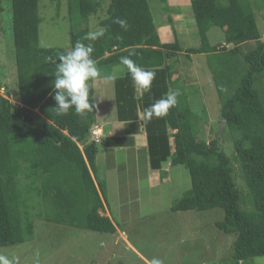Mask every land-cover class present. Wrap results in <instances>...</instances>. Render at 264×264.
Returning a JSON list of instances; mask_svg holds the SVG:
<instances>
[{"label": "trees", "instance_id": "obj_1", "mask_svg": "<svg viewBox=\"0 0 264 264\" xmlns=\"http://www.w3.org/2000/svg\"><path fill=\"white\" fill-rule=\"evenodd\" d=\"M10 1L16 73L11 83L0 80V248L34 243L39 222L117 233L112 218L101 214L109 205V187L97 164L102 145L90 138L94 117L74 109L57 115L55 110L52 85L59 55L80 41L92 44L98 68L122 69L116 80L121 121L139 120L144 109L169 90H181L178 105L166 116L143 120L151 168L163 171L170 162L190 174L192 188L172 210H221L224 216L216 226L236 236V264L264 256V30L249 0H191L202 46L186 50L177 40L161 42L152 0H67L74 18H99L98 26L107 31L96 41H86L89 28L72 30L66 48L40 46L39 0ZM117 18L127 21V30L113 22ZM213 28L225 34L222 44L208 42ZM107 52L112 55L105 58ZM181 53H208L214 59L211 76L219 95L221 134L204 105L192 109L187 86L180 85L183 78L172 80V64ZM123 56L155 72L150 91L137 92L120 64ZM226 138L233 143L232 157L225 152ZM108 140L131 145L127 139Z\"/></svg>", "mask_w": 264, "mask_h": 264}, {"label": "rangeland", "instance_id": "obj_2", "mask_svg": "<svg viewBox=\"0 0 264 264\" xmlns=\"http://www.w3.org/2000/svg\"><path fill=\"white\" fill-rule=\"evenodd\" d=\"M249 2L259 29L263 31L264 0ZM191 4V0H166L162 4L160 0L150 2L157 28L164 29L165 37H173L172 42L177 40L184 48L202 46ZM39 15L42 19L39 27L40 46L44 48L69 47L72 30H94L100 22L99 18L94 17L78 21L70 14L67 0H39ZM100 17L103 18L104 14ZM224 39L225 34L219 28H213L208 33L210 45L222 44ZM210 59L214 60L209 54H199L194 59L181 56L179 68H183L185 74L194 75L195 71L203 74L209 85L204 89L205 86H198L197 83L201 82L195 80L189 101L193 110L199 108L200 104L207 105L204 112H207L216 130L220 131L221 107L211 76ZM15 73L13 11L11 1L3 0L0 4L1 82L11 83ZM259 82L257 87L260 88ZM2 94L7 95L5 89ZM224 148L229 157L235 155L230 138H226ZM116 151L118 163H115L117 167L123 165L125 170L110 173L106 197L112 218L120 231L125 232L124 235L39 222L34 243L0 248V254L19 257V264H151L153 258L160 259L163 264H236L233 257L236 236L222 233L216 226L224 216L221 210L204 213L172 210L173 204L192 188L186 167H170V181L151 184L147 176L150 167L147 152H140L136 163L135 151ZM114 158L112 152L108 157L109 162L101 164V176L109 168L110 162L114 163ZM129 167L132 171L128 170ZM134 174L141 176L135 179ZM239 184L242 185L240 178ZM101 214L109 217L106 211H101ZM244 264H264V256L245 261Z\"/></svg>", "mask_w": 264, "mask_h": 264}, {"label": "clouds", "instance_id": "obj_3", "mask_svg": "<svg viewBox=\"0 0 264 264\" xmlns=\"http://www.w3.org/2000/svg\"><path fill=\"white\" fill-rule=\"evenodd\" d=\"M113 22L124 30L128 28L125 19L117 18ZM106 31L107 29L104 27H95L83 39L96 41L104 37ZM93 52L94 48L91 43L85 44L77 41L73 47L59 55V63L56 64L55 79L52 85L57 115H67L73 109L78 115H84L93 110L98 96L93 95L90 102V90L93 89V84L101 75L95 60L92 58ZM120 64L127 68L138 93L150 91L156 76L155 72L141 68L130 56L121 57ZM106 78L116 80L118 78L117 72L113 71ZM181 95L180 89L169 90L166 97L157 100L144 109V118L151 120L153 117L162 118L166 116L171 108L178 105V97ZM0 264H19V257L0 254ZM151 264H163V262L158 258H153Z\"/></svg>", "mask_w": 264, "mask_h": 264}, {"label": "crops", "instance_id": "obj_4", "mask_svg": "<svg viewBox=\"0 0 264 264\" xmlns=\"http://www.w3.org/2000/svg\"><path fill=\"white\" fill-rule=\"evenodd\" d=\"M158 32H159L160 40L162 43H172L173 37L172 38L171 37L168 38V36L165 37L166 34L163 33L164 29L158 28ZM199 47H196V48H199ZM184 49L186 50L188 48H184ZM204 54L205 56L208 55V53H204ZM111 55L112 53L107 52L105 58H108ZM198 55L199 54H192L191 57L189 58L194 59V58H197ZM181 56H186V54L181 53L178 59H176V61L177 60L178 61L172 64L175 70L172 80L178 81L181 78H183V81L180 82V85L183 86L185 84L187 86L186 89L189 92V95H191V91H192V89L189 88V86L192 85L195 80L201 82V83H197L198 86L203 85V87L205 86L204 89L207 88L209 84H206V79H204L203 74L197 73L196 71L194 75L185 74L183 72V68L181 69L179 68V66L182 64ZM202 57L204 56L202 55ZM99 70H100L101 75L96 80V82L93 84V89L90 90V102H91V98L93 95H97L98 98L96 100L95 106L93 107V110L88 111V113H91L92 116L94 117L93 129L98 127L103 134V144L101 146L100 153L97 156L98 166L100 167L103 162L108 163L109 155L112 152H114L115 161L113 164L110 162L109 168L104 172V176L106 177L107 182L109 183V180H111V178L109 177L111 172H114L117 170L122 172L123 170H125L123 168V165L121 164H120L121 167L119 165L117 167L116 163H118V161L116 158L117 157L116 154L118 152L116 150L121 149V150H126V152L130 150L135 151L134 155L136 157V163H137L139 161L140 152L143 151L144 153L147 152L148 154V151H147L148 150V139H147V133L144 131V125H143L144 116L143 115L140 116L139 120H134V121H121L119 119V108H118V103H117V92H116V80L117 79L108 80L106 77L108 74L112 73L113 71H116L119 77L120 72L122 70L120 69V66L113 65L111 67L100 68ZM189 99H190V96H189ZM204 106L206 107L207 105H204ZM170 132L173 133L176 131L170 130ZM108 139H121V140L127 139V142H129L131 145L130 146H117L115 141H110ZM148 164L150 166V159L148 161ZM170 167H172L170 165V162L163 165V171L153 170L150 166L148 168L149 170L147 171L149 183L155 184L159 182L162 183L163 181H170V177H168V169ZM128 170L132 171V168L129 167ZM140 176H141L140 174H134L135 179H139ZM120 177H123V175H120ZM130 179H133V178H130ZM105 208H106V212L109 214V217L112 218V214L109 210V205L106 204ZM117 233L118 234L121 233L122 235L125 234V232L120 231L119 228L117 230Z\"/></svg>", "mask_w": 264, "mask_h": 264}, {"label": "built area", "instance_id": "obj_5", "mask_svg": "<svg viewBox=\"0 0 264 264\" xmlns=\"http://www.w3.org/2000/svg\"><path fill=\"white\" fill-rule=\"evenodd\" d=\"M90 138H91V141L96 142L98 145L103 144V134L98 127L93 129Z\"/></svg>", "mask_w": 264, "mask_h": 264}, {"label": "water", "instance_id": "obj_6", "mask_svg": "<svg viewBox=\"0 0 264 264\" xmlns=\"http://www.w3.org/2000/svg\"><path fill=\"white\" fill-rule=\"evenodd\" d=\"M223 128H224V124L223 125H221V128H220V134L223 132Z\"/></svg>", "mask_w": 264, "mask_h": 264}]
</instances>
